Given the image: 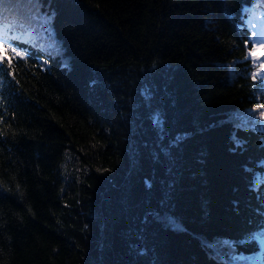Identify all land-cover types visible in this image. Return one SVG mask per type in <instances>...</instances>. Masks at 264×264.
Wrapping results in <instances>:
<instances>
[{"label":"trees","instance_id":"16d2710c","mask_svg":"<svg viewBox=\"0 0 264 264\" xmlns=\"http://www.w3.org/2000/svg\"><path fill=\"white\" fill-rule=\"evenodd\" d=\"M255 1H36L59 49L21 39L4 82L0 264H243L228 245L264 225Z\"/></svg>","mask_w":264,"mask_h":264},{"label":"rangeland","instance_id":"374dc122","mask_svg":"<svg viewBox=\"0 0 264 264\" xmlns=\"http://www.w3.org/2000/svg\"><path fill=\"white\" fill-rule=\"evenodd\" d=\"M10 1L14 2V0H2L0 5L6 8V5H8ZM36 1L37 0H15L17 6L14 8L12 7L10 10H20V12L26 14L20 17V20L23 22L22 26L19 27L17 31L25 38L33 40L34 43L39 41L44 47L57 51L59 48L52 28V12L49 11V8L37 4ZM2 14L5 15L4 12H2ZM18 16H21L20 13ZM244 18L252 28V37L256 40L254 52L256 56H259L264 51V7L251 8L244 15ZM149 97L150 96L147 98L150 99ZM251 114V110L241 112L240 116L242 121L248 122V118ZM154 120L158 123L161 122V116L155 114ZM261 121H264V116L261 117ZM71 155V152H67L66 160L69 161L68 178L75 180L79 178L80 173L83 171V167L82 164L77 162ZM257 239L260 246L253 252L236 250L232 248L231 245H228V250L231 251L229 253L230 257L234 261H244L245 264H264V233L257 235Z\"/></svg>","mask_w":264,"mask_h":264},{"label":"snow or ice","instance_id":"6c2138e0","mask_svg":"<svg viewBox=\"0 0 264 264\" xmlns=\"http://www.w3.org/2000/svg\"><path fill=\"white\" fill-rule=\"evenodd\" d=\"M0 47H2V46H0ZM16 55H17V57H19L20 54H19V53H16ZM0 59H3V57L0 56ZM177 139H178V140H179V139H183V137H178ZM232 139L235 141L236 144H241V143H242L241 141H239V140H237V139L235 138V135H234V134H233Z\"/></svg>","mask_w":264,"mask_h":264}]
</instances>
